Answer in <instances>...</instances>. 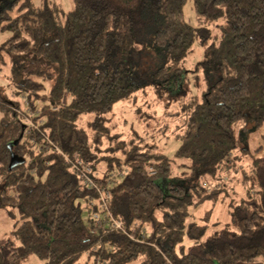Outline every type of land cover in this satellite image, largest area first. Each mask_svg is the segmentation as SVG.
<instances>
[{
  "label": "trees",
  "instance_id": "obj_1",
  "mask_svg": "<svg viewBox=\"0 0 264 264\" xmlns=\"http://www.w3.org/2000/svg\"><path fill=\"white\" fill-rule=\"evenodd\" d=\"M187 1L73 0L66 10L62 0H1L0 34L9 36L0 61L19 69L14 94L42 102L44 119L30 134L17 98L0 92V208L19 215L0 241V264L86 255V264H264V152L243 142L264 127V0H192L195 24ZM150 47L161 63L144 81L131 58ZM196 47L205 55L188 68ZM149 85L177 102L172 122L119 130L121 102L139 104L140 123L156 120L139 102ZM171 133L180 142L173 158L159 139ZM75 155L108 186V208L92 209L99 193L71 168ZM247 155L246 196L206 236L211 210L200 223L192 208L217 201L222 190L207 180L218 186ZM93 212L105 228L93 230Z\"/></svg>",
  "mask_w": 264,
  "mask_h": 264
},
{
  "label": "rangeland",
  "instance_id": "obj_2",
  "mask_svg": "<svg viewBox=\"0 0 264 264\" xmlns=\"http://www.w3.org/2000/svg\"><path fill=\"white\" fill-rule=\"evenodd\" d=\"M64 7L66 10H69L73 5V0H62ZM1 3V0H0ZM193 1L188 0L187 4L185 6V14L187 20L195 24V13L193 10ZM156 22L159 21V17L155 18ZM215 32V29H214ZM9 36V33L0 34V41L6 39ZM149 35H141V41L145 43V45H150L151 40L149 38ZM198 45V44H196ZM151 48V47H150ZM152 48H147L145 52H142L143 59L141 60L140 64L135 61V59L140 56V53L135 55V59L131 58V63L133 67H137L139 70L140 75H144L146 78H144V81L150 80V74L151 69L157 65V63H161V59H157L156 52H154ZM205 53L202 51L201 48L196 47L195 51L192 53V55L187 60V67H194L196 62L203 59ZM20 65V63H16V65ZM0 66H2V70H0V92L6 93L9 95V98L12 100H15L17 96H15L14 92V84L13 79L15 77L18 78L19 76V69L13 65L12 63L8 62L7 64H4L2 61H0ZM153 66V67H152ZM10 83V84H9ZM182 86H184V89L188 90V94L191 95L193 92H197L198 94L202 93V88L199 86L198 90L193 85H186L183 83ZM201 88V89H200ZM192 89V90H191ZM142 102H148L152 104V107H147L149 110H153L156 115V120L151 123V125H147L145 123H140L138 119L136 118L135 109L139 106V104H130L126 102H121L117 104L115 110L118 115L117 118L114 120L119 123L118 129L128 132L131 129H136L138 131H148L151 127V129L154 127L160 128L165 123L172 122V119L174 118L172 115L167 114L168 112H172L176 110L177 102L170 97L166 96H158V93L153 89L152 85L146 86L142 89V92L139 93ZM20 104V112L23 117L24 125L26 128H28L29 133L33 132L35 129L38 128V122H43L44 118H40L37 120L38 116H41L40 110L44 108V104L42 102H39L37 105L38 107H34L31 101L23 95L17 98ZM129 105V106H127ZM128 107V108H127ZM123 113V114H122ZM1 116V114H0ZM43 116V115H42ZM175 123H172V126H174ZM144 126V127H143ZM29 134V135H30ZM160 143L164 147V151L166 154H168L169 157L173 158L175 151L180 145V142L175 138V135L171 133L168 136L160 137ZM247 142L251 148V150L255 153L256 149L259 147H262V152H264V127L261 129V131H258L256 133L250 134L249 136H245L243 138V142ZM244 144V143H243ZM49 149V148H48ZM239 154V153H238ZM75 160H70L69 163L71 164V168L74 167V165L78 164L79 162V156L75 155ZM250 155L244 156L242 160L238 161V164L235 168L231 169L228 174H225V176H222V180L219 182V185L215 183V179L209 178L207 180V183L210 187V189H221L222 194L219 195L217 201L208 200L204 203H202L197 208H192V216L191 220H195L197 222L202 223V220L207 216V212L211 210V221L209 222L210 228L206 236L211 234L216 228H220L224 226L227 222H229V210L231 209L232 204H239L241 202V199L246 196V191L248 189V185L244 182V177L246 175V172H248V164L250 163ZM243 166L246 168V170L240 169V167ZM248 168V169H247ZM73 169V168H72ZM92 202V201H91ZM85 216H87V212L84 213ZM19 217L18 214H14L13 216L10 215L6 209L0 208V241H3L7 238V235L10 233V231L15 227L16 223H18L17 218ZM88 261L87 255L80 259V261L76 264H86ZM40 260L36 256H32L30 258V263H39ZM262 262V261H260ZM89 264H95L93 260L89 262ZM100 264V263H99ZM254 264H259L254 263Z\"/></svg>",
  "mask_w": 264,
  "mask_h": 264
},
{
  "label": "built area",
  "instance_id": "obj_3",
  "mask_svg": "<svg viewBox=\"0 0 264 264\" xmlns=\"http://www.w3.org/2000/svg\"><path fill=\"white\" fill-rule=\"evenodd\" d=\"M73 168L79 173L81 178H85L84 183L87 187H94L97 189L99 193L98 198L91 199L92 209H94L93 207L98 203H100L104 208H108L109 200L111 198V192L108 186L101 187L95 184L92 176L89 175V173H91V167L88 165L86 166V164L82 160L79 159L78 164L77 165L75 164ZM92 222L95 224L93 227L94 231L97 229L105 228L104 223L99 216V213L96 212L92 213ZM113 227L121 228L122 223L115 219L113 220Z\"/></svg>",
  "mask_w": 264,
  "mask_h": 264
},
{
  "label": "water",
  "instance_id": "obj_4",
  "mask_svg": "<svg viewBox=\"0 0 264 264\" xmlns=\"http://www.w3.org/2000/svg\"><path fill=\"white\" fill-rule=\"evenodd\" d=\"M21 159H19V158H17V157H14L13 158V164L15 165V164H18V163H21Z\"/></svg>",
  "mask_w": 264,
  "mask_h": 264
}]
</instances>
